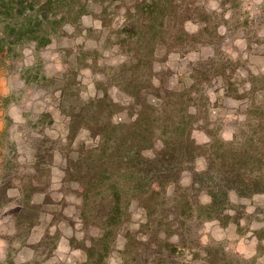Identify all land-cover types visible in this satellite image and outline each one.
Returning a JSON list of instances; mask_svg holds the SVG:
<instances>
[{"label": "trees", "instance_id": "obj_1", "mask_svg": "<svg viewBox=\"0 0 264 264\" xmlns=\"http://www.w3.org/2000/svg\"><path fill=\"white\" fill-rule=\"evenodd\" d=\"M97 1L0 0V64L22 44H33L38 51L64 37L84 35L98 40L94 29L81 23L84 15L92 14L102 27H111L104 0H100V13L94 9ZM198 1L129 0L123 4V24L112 25L118 38L121 27H127L129 33L121 45L129 42L128 50L111 74L98 63L102 57L99 49L76 44L63 47L60 76L42 78L47 80L46 89L54 86L58 108L68 119L65 142L58 149L64 163L62 188L79 201L76 212L81 228L98 230L96 236L86 233L87 238L72 239L88 255L83 264H105L108 239L114 242L119 236L125 239L121 264L130 263L132 251L135 264H171L179 245L190 248L197 243L195 221L187 220L194 207L199 206L201 219L227 226L251 217L243 205L232 202L231 193L264 199V73L249 69L247 59H231L225 53L216 17L215 54L189 63L186 80L173 82L175 71L156 58L162 50L164 60L171 53L185 56L195 46L196 35L186 30L187 22L198 16L208 26L207 13ZM248 18L236 19L234 29L248 28L240 38L245 39L246 50L257 55L264 44V0L256 5L250 22ZM86 68H97L105 76L96 81L101 94L84 98L78 76ZM213 82H221L223 97L239 105L230 138L216 129L213 134L210 128L213 104L207 89ZM114 87L122 93V100L111 96L109 89ZM121 113L127 119L117 120ZM197 129L210 135L207 142L195 140ZM82 131L89 133L90 144L78 141ZM54 152L36 147L34 171L39 177L29 173L34 182L26 189L28 200L18 213L30 226L53 203L47 193L49 181L41 175L50 170ZM199 157L206 162L197 170L194 166ZM184 171L191 173L192 182L186 187L180 185ZM171 187L173 194L168 195ZM36 192L45 193L41 203L31 201ZM201 193L208 197L207 203L199 202ZM133 204L144 217L136 238L131 235ZM257 232V239L264 240V223ZM134 242L140 248L132 249Z\"/></svg>", "mask_w": 264, "mask_h": 264}, {"label": "rangeland", "instance_id": "obj_2", "mask_svg": "<svg viewBox=\"0 0 264 264\" xmlns=\"http://www.w3.org/2000/svg\"><path fill=\"white\" fill-rule=\"evenodd\" d=\"M128 1L104 0L102 5L107 8L112 25L123 24V4ZM260 1L199 0L197 3L207 13L205 18L208 26H203V18L195 16V20L187 22L185 27L191 35H196L195 46L185 56L171 53L164 60L165 50L156 56L160 64L175 71L172 81L186 80L185 73L189 69V63L205 60L215 54V17L219 22L217 32L221 36V46L225 53L231 59H247L245 65L249 69L255 73H264V44L259 46L257 55L253 51L249 53L245 48V39L240 38L248 28L239 26L234 29L236 19H244L249 15V22L252 20L256 5ZM97 2L94 9L100 13L102 1ZM215 12L218 16H215ZM81 23L84 27L93 28L94 35L100 38L97 40L84 35L64 37L38 51L33 44H22L11 50L4 64H0V264H83L89 260L88 255L81 248H77V242L72 239L87 238L84 237L87 236L86 233L96 236L98 230L92 227L87 232L81 228L76 212L79 201L74 194H66L62 188L64 163L58 149L65 142L68 119L58 108L59 95L53 92L54 86L50 85L51 88L46 89L47 80L42 78L60 76L64 59L63 47L76 44H83L86 49H99L102 57L98 63L106 73L111 74L122 63L124 51L128 50L129 42L121 45V41L129 31L127 27H121L123 32L121 38H118L112 25L102 27L100 20L92 14L84 15ZM109 36L110 40L107 39ZM206 41H211L212 44H206ZM97 70L86 68L78 76L84 98L101 94L96 88V81L103 79L105 74H100ZM221 84L213 82L207 89L213 104L209 123L213 134L216 129L222 136L227 137L234 129L237 120L234 114L239 105L237 101L223 97ZM109 91L115 100L123 99L122 93L116 87ZM215 104L219 107H215ZM116 119H127L126 114L121 113ZM209 136L202 129L193 132L198 143L207 142ZM78 141H85L87 144L92 142L87 131L79 134ZM38 146L55 151L52 164L49 165L50 170L41 175L43 180L49 181L47 193L53 203L47 205L39 220L30 226L29 221L19 217L18 213L28 200L26 189H30L34 182L33 178L29 179V173L35 172V176L39 177V173L34 171ZM146 154L150 156L152 152L147 151ZM205 162V158L199 157L195 162V169H202ZM191 182L190 171H184L180 185L186 187ZM173 190L171 187L168 195L173 194ZM230 196L232 202L243 205L251 217L243 218L238 224L231 222L223 226L217 220L201 219L199 206L194 207L187 220L195 221L193 228L197 232V243L190 248L179 245L171 264H264V240L257 239V230L264 223V199L261 196L239 198L234 193ZM44 197L45 193L36 192L31 201L41 203ZM199 199L201 204L208 202L204 193L199 194ZM130 209L133 227L131 235L136 238L140 235L138 225L144 217L135 204ZM108 240L110 246L104 259L105 264H121L124 237L119 236L114 242ZM86 243L90 244L88 239ZM136 248L140 247L134 242L132 249ZM133 256L132 251L128 255L129 264H135L131 262Z\"/></svg>", "mask_w": 264, "mask_h": 264}, {"label": "clouds", "instance_id": "obj_3", "mask_svg": "<svg viewBox=\"0 0 264 264\" xmlns=\"http://www.w3.org/2000/svg\"><path fill=\"white\" fill-rule=\"evenodd\" d=\"M226 138H230V137H226Z\"/></svg>", "mask_w": 264, "mask_h": 264}]
</instances>
